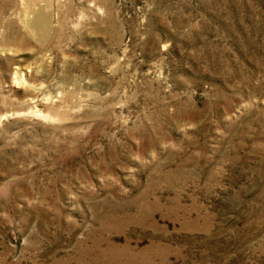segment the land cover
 I'll use <instances>...</instances> for the list:
<instances>
[{"label":"rangeland","instance_id":"rangeland-1","mask_svg":"<svg viewBox=\"0 0 264 264\" xmlns=\"http://www.w3.org/2000/svg\"><path fill=\"white\" fill-rule=\"evenodd\" d=\"M0 264H264V0H0Z\"/></svg>","mask_w":264,"mask_h":264}]
</instances>
